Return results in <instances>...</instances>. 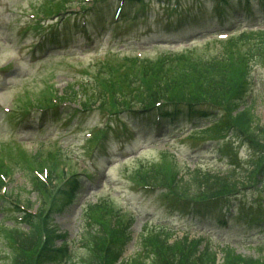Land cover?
<instances>
[{"label":"rangeland","instance_id":"rangeland-1","mask_svg":"<svg viewBox=\"0 0 264 264\" xmlns=\"http://www.w3.org/2000/svg\"><path fill=\"white\" fill-rule=\"evenodd\" d=\"M55 1L0 0V178L3 181L0 187H7V193L14 197L8 196V203L0 198V220L5 217L6 208L15 206L10 204L12 201L17 205L31 202L30 212L37 214L35 208L39 206L40 199L30 188V174L37 175V172L41 179L48 178L46 170L52 168L58 188L64 187L73 175L80 174L84 180V189L77 202L54 218L59 234L68 233L70 248L79 255V251L84 249L80 240L85 218L83 207L109 198V208L101 212L107 225L112 226L115 218H119L120 225L132 223L131 215L136 218L131 230L136 240L131 241L132 250H128L130 252L125 259L139 251V238L144 230L156 231L161 226L166 231H175L176 236L170 242L179 243V249L183 248V237L188 238V249H191L200 244L202 237L210 236L211 245L205 246L202 242L199 246L202 250L211 248L220 258L223 252L218 247L223 245L235 247L246 256L263 257L264 248L260 249V246L264 245V234L257 228L247 229L246 220L234 216L238 213L237 205L228 210L234 213L229 217L228 227L214 223L217 219L215 214L209 220L213 222L212 226L199 223L198 218L191 215H172L158 194L138 188L135 177L138 168L134 160L139 157L146 165L162 167L169 176L184 174L186 168H194L197 164L203 169L225 172L231 167L224 157L228 148L233 152V158L236 157L248 172L256 163L258 150L240 145L232 138L200 133L198 128L194 129L183 121L167 126L163 131H143L121 114L123 109L107 96L106 89L110 88L107 81L112 79L116 86L123 82L129 60L138 56L155 60L162 53L181 51L190 46L199 47L197 52L201 57L217 55L220 43L214 41L209 46H202L205 40L216 35L208 33L207 27L219 26L218 22L207 20L213 0H179L178 11L167 8L162 2L164 0H146L143 4L124 5L125 14L117 11L122 3L120 0H109L102 7L94 4L92 8H98L99 12H92L91 7L84 11L79 8V2L66 14L53 17L57 11L51 8ZM252 4L255 5V0ZM193 9L195 14L182 21L188 17L185 11ZM255 15L252 13L250 20L229 14L233 26L238 28L232 34L237 35L243 29L263 28L264 20L254 18ZM257 15H263V12L258 11ZM47 17H51L50 20L44 21ZM194 18L201 20L192 21ZM40 24L42 28H34ZM251 78L254 84L246 99L253 103L252 113L261 123L264 115V66L254 65ZM94 87L101 95L105 94L106 99L89 105L92 110L81 111L76 96L71 95L79 91L83 101L85 92ZM136 96L132 93L123 98V108L131 106ZM53 104H57V109H32ZM28 108L31 109L29 112H23ZM109 127L114 129L111 138L109 135L106 140L110 139L109 142L103 149L94 151L93 157L89 156L94 142L90 143V140L102 139ZM125 127L128 131L117 139L116 135L121 136ZM132 136L136 137L129 141ZM122 143L127 145L126 149L120 148ZM221 146L225 147L224 153L217 148ZM161 147L169 148V154L161 153ZM107 149L109 154L103 155ZM25 156L36 167L41 160L45 161L43 171H31ZM93 159L96 162L93 163ZM146 169L138 171L146 173ZM85 170L90 178L82 175ZM252 193H256L254 187L242 192L245 199H249ZM260 195L264 197V192ZM42 210L41 215H46V209ZM24 223L22 228L27 230L29 226H24ZM5 254H9V249L0 238V262Z\"/></svg>","mask_w":264,"mask_h":264},{"label":"trees","instance_id":"trees-1","mask_svg":"<svg viewBox=\"0 0 264 264\" xmlns=\"http://www.w3.org/2000/svg\"><path fill=\"white\" fill-rule=\"evenodd\" d=\"M83 1L86 5L83 8L89 10L88 3ZM123 1L121 14L126 12L124 5L142 4L146 0ZM92 2L102 7L109 0ZM55 3L51 7L57 10L54 14L67 12L66 0H56ZM90 10L99 12L98 8L91 7ZM217 46L220 47L219 53L213 57H201L197 52L198 48H192L180 53H164L155 60L131 59L129 69L123 75V82L116 86L112 79L107 81L110 84V88L106 89L107 96L113 98L118 108L123 109L121 114H125L141 128L178 125L182 121L191 124L204 121L209 122V125L203 133L236 138L256 148V163L248 172L244 171L233 158V152L227 148L224 157L231 167L225 172L220 169H203L197 164L194 168H186L184 174L169 176L162 167H151L143 160H138L135 177L138 188L145 189L147 193L158 194L171 214H190L198 218L199 223L209 226L213 225L209 221L212 214L220 213V210L231 204L233 197L254 187L256 193L239 205L236 216L246 220L247 229L257 228L259 233L264 234V197L260 195L264 192V125L257 126L251 109L253 103L246 99L254 84V80L250 79L254 65L264 66V32L243 33L228 42H220ZM83 89L84 87L81 88ZM78 92L71 97L76 96L75 100L80 102L85 111L92 109L89 106L92 103H101L107 97L94 87L85 92L82 101ZM132 93L137 95L135 102L126 109L123 108V98ZM39 108L57 109V104ZM113 130L109 127V130L104 131L102 139L94 141L96 150L98 146L101 148V141L107 140ZM225 147L217 148L224 153ZM162 153L169 154L168 151ZM25 159L30 164L28 166L31 171H43L42 164L45 161L41 160L39 167H36L29 157L25 156ZM145 168H148L146 173L138 171ZM47 171L49 177L45 180L37 172V175L30 174V188L40 199L37 214L30 213L31 202L17 205L12 201L10 204L15 206L5 209V217L0 220V238L5 241L9 254L4 255L0 264H218V254L214 250L206 247L202 250L199 246L202 242H206L205 246H208V241L203 239L200 244L188 249V238L183 237V248L179 249V243L170 242L175 231H166L163 226L156 231L144 230L140 235L137 254L124 259L123 254L132 239V223L120 225L119 218H115L112 226L105 223L101 212L109 208V198H103L84 208L81 238L84 249L79 251L81 255L72 252L67 242L68 235L57 234L58 227L54 218L76 201L83 190V181L79 175H73L64 187L58 188L53 169ZM2 182L0 178V186ZM2 188L0 187V198L8 203V196L13 197V194H1ZM42 209H46V215H41ZM20 210L24 212V216L21 215L24 226H29L27 230L22 228L23 222L18 221ZM217 223L223 226L227 221L217 216ZM58 239L64 240L59 248L56 247ZM222 252L223 264H264V256H246L230 247H224Z\"/></svg>","mask_w":264,"mask_h":264}]
</instances>
